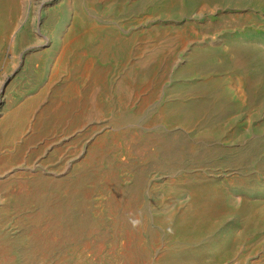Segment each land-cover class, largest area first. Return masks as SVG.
I'll return each mask as SVG.
<instances>
[{
  "label": "rangeland",
  "instance_id": "obj_1",
  "mask_svg": "<svg viewBox=\"0 0 264 264\" xmlns=\"http://www.w3.org/2000/svg\"><path fill=\"white\" fill-rule=\"evenodd\" d=\"M0 264H264V0H0Z\"/></svg>",
  "mask_w": 264,
  "mask_h": 264
}]
</instances>
